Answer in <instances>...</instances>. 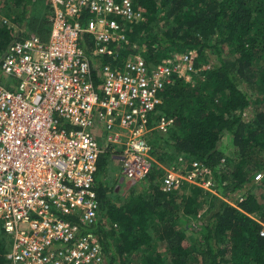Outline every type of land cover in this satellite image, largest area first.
I'll list each match as a JSON object with an SVG mask.
<instances>
[{
    "label": "built area",
    "instance_id": "obj_1",
    "mask_svg": "<svg viewBox=\"0 0 264 264\" xmlns=\"http://www.w3.org/2000/svg\"><path fill=\"white\" fill-rule=\"evenodd\" d=\"M48 2L49 34L28 32L0 57V226L13 237L0 264H109L99 233L91 229L100 218L99 158L104 151L118 157L132 183L150 174L149 134L166 133L174 122L157 108L161 94L174 73L183 74L182 65L194 68L195 58L174 53L149 64L132 51L120 64L101 62L105 54L117 59L129 43V30L146 16L143 4ZM98 121L106 129L104 144L95 133ZM180 161L166 168L162 189L185 182L211 188L205 163L194 159L187 168Z\"/></svg>",
    "mask_w": 264,
    "mask_h": 264
},
{
    "label": "trees",
    "instance_id": "obj_2",
    "mask_svg": "<svg viewBox=\"0 0 264 264\" xmlns=\"http://www.w3.org/2000/svg\"><path fill=\"white\" fill-rule=\"evenodd\" d=\"M135 1L146 16L129 30L118 58L105 54L101 62L120 64L133 51L156 64L176 52L198 50L193 76L174 73L161 94L157 108L174 117L173 124L166 133L153 129L149 141L163 164L179 165L181 155L187 168L194 159L205 163L218 192L189 182L166 191L160 180L166 168L153 160L147 186L120 203L98 177L100 218L91 229L99 233L109 264H264V98L249 89L264 88V0ZM50 18L48 0L4 2L0 57L23 35V23L46 37ZM82 42L89 50L87 33ZM207 49L217 54V64L209 62ZM94 76L101 81L97 67ZM252 104L254 115L245 120L243 112ZM227 134L234 147L230 153L223 145ZM106 154L99 158L100 169ZM259 172L263 175L256 179ZM235 192L240 193L236 203L222 198ZM193 218L200 235L191 238L186 229ZM8 245L0 226V253ZM145 246L150 248L143 253Z\"/></svg>",
    "mask_w": 264,
    "mask_h": 264
},
{
    "label": "rangeland",
    "instance_id": "obj_3",
    "mask_svg": "<svg viewBox=\"0 0 264 264\" xmlns=\"http://www.w3.org/2000/svg\"><path fill=\"white\" fill-rule=\"evenodd\" d=\"M6 1L7 0H0V12L2 10V7L4 6V2H6ZM20 29L23 32V35L24 34H27L28 32H36L34 30H30L26 26L25 23H23V25L21 26ZM176 53H178V52H176ZM180 53H182V52H180ZM183 53H190V52L189 51H186V52H183ZM192 54H193V57L196 58L198 56V50L197 49H194V51H193ZM206 54H207V58L209 59V62L211 64H217L219 62V59L217 58V54L213 53L210 49H207L206 50ZM184 67L185 66L182 65V68H183L184 71H183V74L181 75V77H184L186 75L189 76V77L193 76V71H192L193 69H191L190 71H188ZM0 74H1V76L5 77V75H4V73H3V71L1 69H0ZM249 89H250V93H255L256 95H259L258 94V92H259L261 95H263V98H264V88H262V86H259L256 89L250 87ZM255 107L256 106L254 104H252V105L248 106L244 110L243 116H244V119L245 120H249V119H251L253 117L254 112H255L254 111L255 110ZM231 140H232V138H231V136L229 134L223 136V145L225 146V148H226L225 150H226L227 153L232 152V150L234 148L232 146V144H231ZM158 141H160V140H158ZM107 155L109 156L108 153L106 154V156ZM153 156L156 157V155H153ZM176 163L177 162H172V165H174ZM172 165L170 163V164H165V166L164 167L162 166V167L165 169L166 167L167 168H170ZM162 176L163 175L160 176V180H162ZM212 177H213V175L212 174H209V179L212 181V184L213 185L211 186V188H205L204 187V189L210 190L213 193H217L218 192L217 189H216L217 184L213 180ZM111 178H113V177H110V175L105 176L104 173H102V178L101 179L104 180L103 182H104L105 186L107 187V194H108V196L110 198H112L114 201L116 200V202H119V203L122 200H124V198L126 196H128L132 192V190H141V189L144 188V186H147V184H148V181H147L146 178L144 180H142L141 182L139 181L138 183L137 182L136 183L128 182L126 179H125L126 180L125 181L124 178H122V180H121V179H119V176L117 177V179H111ZM239 195H240L239 192H235V193H233V194H231L229 196L224 195V196H222V198L227 199V200H229L232 203H236L237 202L236 199L238 198ZM191 222H192V227L187 228L186 229V232L188 233V235L191 238H193V237H195L197 235H200V232L197 229V228H199L198 225H197V222L198 221L196 222L195 218H193ZM4 236H5V240L8 241V235H7V233L4 232ZM12 241H13V237L10 238L9 245H8L7 248H9V249L11 248ZM149 248H150V246H145L142 249V252L143 253H146V251L149 250ZM134 255H136V253H134ZM134 259L138 260L139 259V256H136Z\"/></svg>",
    "mask_w": 264,
    "mask_h": 264
},
{
    "label": "crops",
    "instance_id": "obj_4",
    "mask_svg": "<svg viewBox=\"0 0 264 264\" xmlns=\"http://www.w3.org/2000/svg\"><path fill=\"white\" fill-rule=\"evenodd\" d=\"M95 133L98 137V139L104 144L106 141V129L103 125L102 122H97L96 124V127H95ZM106 153L109 154V156L107 155L106 158L103 160H100V164H101V169L99 168V162H98V173L97 174V185L99 183L100 180H98L99 176H100V179L102 178V173H104L105 176H108L110 175V177H113L111 179H117V177L119 176V179L122 180V178H124V180L126 179L124 174H123V171H122V167H121V163L118 159V157H116L115 155L111 154L110 152L108 151H105ZM111 158V159H110ZM157 158L154 157V161H156L157 163L159 162V165L160 166H165V164L161 163L160 161H157L156 160ZM167 168V167H166ZM102 180V179H101ZM127 180V179H126ZM125 180V181H126ZM104 181V180H102ZM128 181V180H127ZM129 182V181H128ZM104 183V182H103Z\"/></svg>",
    "mask_w": 264,
    "mask_h": 264
}]
</instances>
